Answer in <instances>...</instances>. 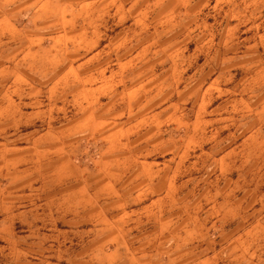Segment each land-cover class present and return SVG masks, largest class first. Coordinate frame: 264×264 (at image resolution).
Masks as SVG:
<instances>
[{
    "label": "clouds",
    "instance_id": "obj_1",
    "mask_svg": "<svg viewBox=\"0 0 264 264\" xmlns=\"http://www.w3.org/2000/svg\"><path fill=\"white\" fill-rule=\"evenodd\" d=\"M0 264H264V0H0Z\"/></svg>",
    "mask_w": 264,
    "mask_h": 264
},
{
    "label": "rangeland",
    "instance_id": "obj_2",
    "mask_svg": "<svg viewBox=\"0 0 264 264\" xmlns=\"http://www.w3.org/2000/svg\"><path fill=\"white\" fill-rule=\"evenodd\" d=\"M208 23L211 24L213 23V20L211 18L208 19ZM247 35V34H246ZM241 39H243V37H241ZM189 51H191L193 48H194V45H189ZM193 58H196V59H199L200 61L203 60V57L202 56H199L198 53H194V57ZM206 90L203 92V95L205 97L209 96L210 94L212 93H219L222 91V89L220 87L217 86V83L215 80H210L206 86H205ZM103 99V98H102ZM203 107V105H202ZM161 159H164V158H157V163L160 162ZM149 164H151V158L149 159Z\"/></svg>",
    "mask_w": 264,
    "mask_h": 264
}]
</instances>
